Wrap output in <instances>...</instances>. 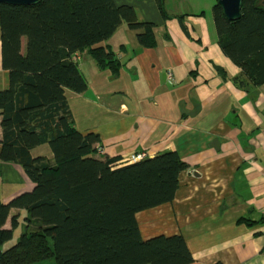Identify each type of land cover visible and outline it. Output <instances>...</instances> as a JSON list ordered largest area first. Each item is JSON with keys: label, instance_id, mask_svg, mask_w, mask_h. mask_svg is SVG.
I'll return each instance as SVG.
<instances>
[{"label": "trees", "instance_id": "trees-1", "mask_svg": "<svg viewBox=\"0 0 264 264\" xmlns=\"http://www.w3.org/2000/svg\"><path fill=\"white\" fill-rule=\"evenodd\" d=\"M164 12V0H157ZM218 43L242 69L236 83H264V5L243 0L241 17L229 20L218 0L212 9ZM122 23L155 45L153 23L115 0H40L0 3V160L20 165L33 187L0 198L1 264H190L182 234L142 236L137 213L172 201L189 165L177 151L121 163L98 152L100 136L76 128L65 91L81 93L87 81L74 54L88 50L100 67L117 74L115 54L98 44ZM24 39L26 40L24 46ZM47 144L52 157L34 156ZM25 230L6 247L19 227ZM9 220V225L7 222ZM247 220V219H244Z\"/></svg>", "mask_w": 264, "mask_h": 264}, {"label": "crops", "instance_id": "crops-1", "mask_svg": "<svg viewBox=\"0 0 264 264\" xmlns=\"http://www.w3.org/2000/svg\"><path fill=\"white\" fill-rule=\"evenodd\" d=\"M115 2L153 23L156 43L142 45L144 28L118 26L98 44L115 54L117 74L88 50L74 54L87 81L81 93L65 91L76 128L98 134V152L121 163L175 150L189 165L172 201L137 213L144 238L182 234L190 264H264V83H236L242 69L218 43L215 0H164L165 13L157 0ZM32 153L52 157L47 144ZM18 180L0 198L33 187L20 165L0 160L1 185Z\"/></svg>", "mask_w": 264, "mask_h": 264}, {"label": "water", "instance_id": "water-1", "mask_svg": "<svg viewBox=\"0 0 264 264\" xmlns=\"http://www.w3.org/2000/svg\"><path fill=\"white\" fill-rule=\"evenodd\" d=\"M40 0H0V3L15 4V5H33ZM221 5L224 15L229 20L238 19L241 17V9L243 0H218ZM264 5V0H262ZM1 264V262H0Z\"/></svg>", "mask_w": 264, "mask_h": 264}, {"label": "rangeland", "instance_id": "rangeland-1", "mask_svg": "<svg viewBox=\"0 0 264 264\" xmlns=\"http://www.w3.org/2000/svg\"><path fill=\"white\" fill-rule=\"evenodd\" d=\"M98 151H99V149H98ZM101 151H102V149H101ZM138 160H140V159H138ZM126 162H134V161H131V156H130L128 159H126ZM23 185H24V183L22 182V180L14 181L9 186L6 183H4L3 185H1V183H0V197L5 195L8 192H13V191L18 190ZM24 214H25V211L22 212V215H21L22 222L20 223L19 227L15 230L14 237L12 238L11 241L4 244L3 247H6L7 245H10V244L16 242L18 240L19 236L21 235V233L23 232V230H25ZM36 264H56V261H55V258H49V259L43 260V261L36 263Z\"/></svg>", "mask_w": 264, "mask_h": 264}, {"label": "built area", "instance_id": "built-area-1", "mask_svg": "<svg viewBox=\"0 0 264 264\" xmlns=\"http://www.w3.org/2000/svg\"><path fill=\"white\" fill-rule=\"evenodd\" d=\"M74 58L76 59V56ZM145 155H146V153H139L137 155L136 154L135 155H132L131 156V161H136L138 159H142Z\"/></svg>", "mask_w": 264, "mask_h": 264}]
</instances>
